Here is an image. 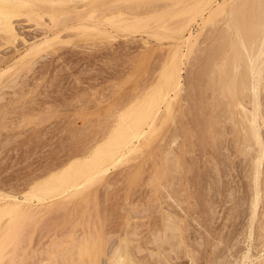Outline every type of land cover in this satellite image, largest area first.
<instances>
[{
	"label": "rangeland",
	"instance_id": "374dc122",
	"mask_svg": "<svg viewBox=\"0 0 264 264\" xmlns=\"http://www.w3.org/2000/svg\"><path fill=\"white\" fill-rule=\"evenodd\" d=\"M75 1L66 3L60 1L57 4H50L51 6H48L49 4L47 3V6L51 7V9L47 6L48 9L44 7L45 3L41 2L43 4L42 11L41 8H38V4L41 3L36 2L38 11L36 8L32 10H36L38 12L36 14H39V10L41 11L40 13L43 12L41 15L39 14V18H36L37 15L35 16L34 11L32 12L34 14V16L32 15L33 17L31 15L27 16L29 12L25 15L27 10L30 11V7L27 8L25 6L27 9L24 8L22 10L23 13L26 9L23 15L20 13L21 16L13 18L18 34L17 38H6V34L3 32V35L0 32V72L2 71V78L0 77V197L2 196L1 194L5 196L7 193L8 195H16L23 201L24 193L26 194L30 189L38 185L50 186L52 183L54 184L56 179L67 171L71 161L74 163L82 160L86 150L90 151L88 149L93 148L92 146L97 142L99 143L105 137L104 134L108 133L110 122L112 123L113 120L115 123L114 120L116 118H112L111 115L113 116V113L119 114L122 111L120 109L128 105L136 95L138 96L141 92L145 93L146 89L148 91L152 88V83L154 84L159 79L158 73H160L164 61L169 57V53L175 46L177 35L171 34L172 32L167 28L166 32H160L159 39L153 33L156 28H151V31L148 28L147 30L145 29V32L143 30L142 32L139 31V33L132 32V34L123 31L124 33L120 32V34L114 28V25H109L111 23L107 19L108 22L106 20L102 22L104 14L107 13L104 10L107 8V3L109 4V2L116 0H100V2L102 1L101 3L97 1L100 6L98 9L103 8H101V11L104 14L101 17L98 14L101 12L99 10L96 16H93L95 14L93 11L97 10V4L95 3V6H91L92 0L91 2L90 0H84L85 2L83 0L81 2L79 0ZM164 1L167 4L172 2L171 0ZM186 1L182 2V5L178 4L177 8L183 6V4L186 6ZM188 1L195 2L192 0ZM196 1L199 2L198 0ZM218 1L221 2L222 0ZM157 2L164 3L160 0ZM197 2L195 3L197 4ZM213 4L215 5L216 2ZM156 5L159 6L157 3ZM111 6L110 9H115V5ZM31 7L34 8L35 6ZM70 8L74 10L73 16L77 14L74 18L72 16V18L70 16L66 17L65 15L67 13L66 9L70 11ZM82 9L85 11L89 9L88 12L92 13L91 16L96 18L87 19V13L85 15L86 19H83L85 17L81 15L78 16V12L85 13L84 11L82 12ZM142 9L137 11L143 12L142 15H147L148 10L146 9L148 8L145 9L143 7ZM47 10H50L48 12H52V14L56 10H60V12L62 10L63 13H55L57 19L53 20L51 19L52 16L48 15L50 13ZM73 10L71 13H73ZM207 12L205 11V16L208 15ZM67 14L71 15L70 12ZM130 14L133 13L130 12ZM41 16L44 18H41ZM99 18H101L100 23ZM200 19L191 23L185 29L187 37L190 32L193 34L200 33L198 31L202 29L200 28L202 25ZM37 20L40 22H37ZM88 20L91 23L90 25ZM85 22L86 24L88 23V27H91V25L92 27L94 25L100 27V31L102 28L103 31L106 30L105 32H110L111 30L112 38H109L108 35L109 39L101 36L103 34L97 33L98 30H95V33L99 34L100 38L94 37L96 36L94 32V34L88 35V32L93 28L85 26ZM79 23L84 25L79 28L80 26L77 27ZM82 26L88 28V34H85L88 36L84 35L85 37H83L82 33H80L85 28ZM209 27L214 29L211 25H208L207 28L204 27L199 40L205 38L204 42L206 41L204 36L206 34L209 35L208 33L211 32L207 30H210ZM146 32H149V34ZM163 34L167 37L164 36V38ZM56 35H58V38ZM52 37L53 39L57 38L55 41L52 39L54 47L43 50L40 52L41 54L39 53L40 55L35 56L34 59H31L32 61L29 60V64L25 65L24 62L26 63L29 58L26 52L30 50V46L43 41L45 38H49L51 41L50 38ZM14 38L16 39L14 40ZM59 38L62 40L61 43L65 40L68 42L60 44ZM210 41V39L205 43L201 41L199 48H207ZM54 48L57 49L55 50ZM198 51L200 52L196 56L199 53L202 54L204 50L201 48ZM22 54L28 57L24 61L21 59ZM194 55L189 61L192 65H188L190 64L188 63L187 67H185L189 68L186 69L184 67V78L188 85L186 93L188 92L190 100H187V109L185 111H177L179 115L176 113L177 116L173 121V125L172 121H169V126L166 124L167 128H163L165 127L163 126L160 134L157 133L159 138H154L153 145H147L149 148H146L147 146L145 145L146 147L143 149L147 150V152L145 151L146 153L143 154V150L142 155L138 156H141L139 159L137 157L134 159L135 161L132 160L126 164L128 167L123 165L116 168V170H111L107 174L108 176L106 175L107 177L102 178L103 181L101 179L102 182L95 183L88 190L86 189L87 192L85 191L84 194L79 193L76 194L78 197H75V194L67 193V196L72 197H65L64 199L56 197L54 202H49L46 205L39 204L41 207L37 206L38 201H33L31 208L35 213L33 215L32 213L31 215L27 214L24 218L22 217L23 219L20 218L21 220L19 221L22 223L19 222L18 224L23 225L25 223L26 228H24L25 224L20 228L24 229V232L21 231L23 233L19 236V227L21 226L19 225L17 235V238L19 236V242L15 246H11L10 241V248L6 250L9 255H5V258L1 261L3 264H90V259L84 257L83 248H76L87 237L90 238V242L92 241L93 244L97 245L94 250V254L96 253L98 259L96 264H106L109 255H112L113 248L126 243H130L126 245L129 246V251L133 254V258L135 257L137 264H264V159L260 176L262 199L257 209L256 220L252 225L249 224L251 223L250 218H252L251 213H253L250 202L254 195L253 191L255 192V184L253 182V172L251 171V173L249 169H251L252 161L250 160L253 157L248 156L249 160L248 157L244 158L246 157L244 154L247 149L244 148L240 141L242 139L241 134H239L241 139L238 137L239 142L236 141L238 131H234L233 127L235 125L232 124L228 111L226 112V109L221 107L214 108L213 105H211L212 107L209 105L210 103L214 104V101H212L213 94H211L212 89L210 90L208 87V90L206 87H202L204 86L203 83H207L209 80V76L205 75V72L207 73L206 68L202 66L203 64L205 67L208 65L205 64L207 60L205 59L201 62L203 57L200 58L199 54V57H195L196 60ZM198 59L200 62H198ZM19 60H22L24 65L20 69H18V66L22 62ZM35 60L36 62L31 66ZM15 63L16 66L14 65ZM27 66L28 68L30 66L31 70ZM10 67L12 68L9 72L8 69ZM200 67L202 70H200ZM202 67L205 71H203ZM15 69L16 71L19 70V72H14V74L12 70L15 71ZM188 70L190 71L188 72ZM3 71H5L4 74ZM198 71H201L200 73L202 74L204 72L208 80L203 82L206 78L202 74L201 77ZM191 72H194V74H191ZM199 77L201 80H199ZM195 79L198 83H196ZM152 80L155 81L153 82ZM192 85H195L194 88ZM199 87L200 89H198ZM202 90L206 91L207 95H205L206 93L203 94ZM200 95L202 97L205 95L203 98H205L206 104L203 105L205 102H201L202 97L200 101ZM198 99L201 103H199ZM199 106L200 108L202 106V108L198 109ZM215 106L217 107V105ZM178 109L180 108L178 107ZM189 110L191 113L181 115V113L184 114V112ZM223 110L225 111L223 112ZM197 115H202L205 119ZM239 116L240 114L237 118ZM207 118L208 122H206ZM197 119L206 121L203 120L202 124H199ZM209 119L213 122L214 120L217 122L218 119L225 120H221L220 124H216V127L212 126L221 135L215 134L213 130L211 131V121ZM240 119L242 118L240 117ZM203 122L207 123V125ZM203 125L205 128H203ZM223 127L224 129H222ZM261 128L264 136V124ZM175 135L179 137L176 143H173V136L174 138L177 137ZM213 144H215L214 147ZM166 146L167 148L173 146L171 147L173 149H170L174 150V152L176 151L175 154L179 153L183 161L180 160L181 165L174 171L176 173H172L175 178L171 175L169 179L164 181V178L160 177V171L162 169L161 173H163V168H161L163 164L161 162H165L162 160L166 156L162 154L167 151ZM242 146V149L245 150L241 149ZM238 147L244 154H240ZM129 164L132 165L131 172ZM181 166L182 169L180 171ZM137 168L138 170H136ZM134 169L135 171H133ZM128 171L129 173L127 174ZM165 190L167 191L165 192ZM3 199L5 198L3 197ZM3 199L0 200V203H2ZM26 209L29 208L25 207L24 210ZM37 210L41 212L36 213ZM165 211L168 213L167 215L171 214L176 218L177 226H179L178 232L181 229L180 235L182 237L176 232L177 236L179 235V239H181L175 238L176 240L173 244H176V248L175 246L171 247L173 246L172 244L163 245L170 251L164 250L160 254L159 252L162 249L155 242L154 236L156 234L153 233L155 231L158 233L159 230H156L157 228L162 230L163 227L161 228L160 226L166 222H163ZM4 221L2 225L5 228L3 226L0 227L6 230L7 223L5 222V224ZM179 223L181 224L179 225ZM251 232L252 234L250 235ZM18 240H14V243ZM134 240L135 242H133ZM56 242L59 243L57 244ZM136 245L140 246V248H137ZM11 247H16L14 248V252L16 251L14 255ZM158 248L159 250L161 249L159 252L157 251ZM171 248H175L178 251L174 253L176 250L174 249L175 251H173ZM71 249H75L74 251L76 252H82L77 257L64 258L66 252Z\"/></svg>",
	"mask_w": 264,
	"mask_h": 264
},
{
	"label": "bare ground",
	"instance_id": "6f19581e",
	"mask_svg": "<svg viewBox=\"0 0 264 264\" xmlns=\"http://www.w3.org/2000/svg\"><path fill=\"white\" fill-rule=\"evenodd\" d=\"M60 1H62L63 3H66L68 1H73V0H38V1L37 0H0V32L2 34L4 32V34H6L5 35L6 38H9V37L12 38V37L18 36L17 31H16V27L14 26V22H13L14 19L13 18H15L16 16L23 15V13L29 7H30L31 14H30V11L27 10L25 15L27 14V12H29L28 13L29 15L27 14L28 17L30 15L34 16V14L32 13L34 10H32V9H35L38 5L39 6L41 5L40 7L38 6V8L39 9L41 8V11H42L43 6L46 7L47 3L49 4L48 6H51L50 4H52V5L54 3L57 4V2L60 3ZM79 1L81 2L82 0H79ZM95 1L93 2V0H92V4H90L91 6H95L97 4V8L95 7L97 10L94 9L97 12L93 11V9H92L93 13L95 12V14H93V16H96V13H98V10L101 11L103 9L102 7H101L102 9L101 8L98 9V7H100V6L98 5L99 3L97 1L100 2V0H95ZM157 1L158 0H116V1H114L115 3L113 1L109 2V4L107 3V5L109 7L106 5V7L108 9L106 7H105L106 9H104L105 12H107V13H105V14L103 13L104 19L102 18V22H103V20L105 21L107 19L111 23L109 25H111V26L114 25V28L117 29V31L119 33L125 31L128 33L130 32L132 34V32L133 33H135V32L139 33V31L142 32L143 30L145 32V29L147 30L148 28H150V31H151V28L152 29L156 28V29H154L153 33H155L154 35L155 36L157 35V37L160 39V32L168 29L172 32L171 34L177 35L176 42L175 43L173 42L175 46H173L171 53H169L170 54L169 57H167L166 60L164 61V64L161 67L162 69L160 70V73H158L159 79L158 80L155 79L156 82L154 84L152 83V85H153L152 88L149 89L148 91H146L147 90L146 89L145 93L141 92V94L139 93L138 96L136 95V97L131 99L132 103L130 101V103L128 105H126L125 107L120 109L122 111H120L119 114H117V113L114 114L112 111L113 116L111 115V117L116 118L114 120L115 123L113 122V120H112V123L110 122V124H109L110 129L108 128V130H107L108 133L106 132L104 134L105 137L102 138L103 140L101 139L102 141L100 140L99 143L97 142L98 144L97 143L94 144L92 146L93 148H89L88 150H90V151L86 150V152H85L86 154H84L83 158L81 157L82 160H80L79 162L76 161L74 163L71 161V164L69 166L67 164V166H68L67 171L65 173H62V176H60L58 179H56L54 184L52 183V185H50V186L38 185L37 187L30 189L26 194L24 193L25 197H24L23 201H21L16 195H11V194L8 195L6 193L7 195L5 194V196H3V194H1L5 199H3V197L1 196L2 198L0 197L1 198L0 200L3 199V201H5V202L2 201V203H0V226H3L5 228V226L2 225L3 221L5 220L4 223L5 222L7 223V224L5 223L7 229L4 230L3 228L0 227L1 228L0 229L1 230V232H0V264H3L1 261H3V259L5 258V255H9V253H7L8 251L6 252V250L8 248H10L9 247L10 241H11V246H15V244L17 242H19V240H18L19 236H21V233L24 232L23 231L24 229H20V228L23 227V225L25 223H23V225L18 224L19 222L22 223L19 220L23 219L27 214L31 215V213H32V215H33L35 213V211L32 210V208H31L33 205V201L34 202L38 201L37 206L41 207L39 204L46 205L49 202H54L55 201L54 199L56 197H61L63 199L65 197H72V196H67L66 195L67 193H69V194L73 193L75 195L79 194V193L84 194L86 189L88 190L89 187H91L95 183L97 184V182H99V181L102 182L103 179L105 178V176L107 174H109V172H111V170H116V168L121 167L123 165H125V167H126L127 166L126 164H128L132 160L136 159L139 155H142L143 150H144L143 154H145L147 152V150H145L143 148L146 147L147 145H149V146L153 145L152 142L155 141V139L157 137V133L160 134L161 128L163 126H165L163 128H167L166 124H168L169 121L170 122L172 121V125H173V121H174L175 117L177 115H179L178 112L180 110H181V112L185 111L187 109V102H188L187 100H190V98H189L190 96H189L188 92L186 93V91H187L186 87H188V85L186 84V81L184 78V74H185L184 69L187 67L188 63H190L188 65H190V66L192 65L191 62H189V61H190L191 57L193 58L194 54H195L194 58L199 57V54H200V58H202V57L204 58V59L202 58L201 62H203V60H205V59L207 60V62L205 64L206 65L208 64V65L205 67V65L203 64L202 66H204V68H206L207 73L205 72V75L207 77L209 76V80L204 75V72L202 74V73H200L201 71L200 72L198 71V73H200V75L202 74L206 78V79L204 78L205 80H203V82L208 80L207 83L205 82L206 84L203 83L204 86H202V87H204V88L206 87L208 90H209V88H210V90L211 89L213 90V93L211 90V94H213L212 95V97H213L212 101H214V104L217 105V107L211 103L209 105L210 106L213 105L214 108H220L221 107L222 109L223 108L226 109V112L228 111V113L230 114L229 118L232 120V124L235 125V126L233 125L234 131L235 132L238 131L236 141L239 142L238 137L241 139V136L239 135V134H241L242 139L240 141L243 144L244 148L247 149V150H245V149H242L243 146L241 147L242 150H245V154H244L243 151H241V149L239 148L240 147L239 146L238 150H240V152H241L240 154H244V156H246L244 158H247L248 156L253 157V158H251L252 160H250V161H252L251 162L252 166L250 165L251 169H249V170H250V172L251 171L253 172V173L252 172L251 173H252L253 178H254L253 182L255 184V192L253 191L254 195L251 194L253 196L251 198L252 201L250 202V204L252 205L251 210H253V213H251V211H249L252 215V218H250L251 223H249V224H252V225L254 224V221L256 220L255 217H257V209H258V206H259L261 199H262V190H261V182H260L261 177L260 176H261V170H262V163H263V159H264V144H263V138H262L263 135H262V131H261V129H262L261 127H263V124H264V110H263L264 109L263 108L264 107V104H263L264 95H262V94H264L263 93L264 92V0H222L221 2L218 0H206V1L205 0L204 1L198 0L199 2L200 1L202 2V3L200 2V4H198L199 2H197L196 0H192V1L197 2V4L195 2L192 3L191 1H188V0L187 1L186 0H171L172 2H170V4L168 2V4H167V3H165L166 1L160 0V1H162V3L164 2L166 4L165 7H164V5H165L164 3H163L164 5H163L161 3H158ZM184 1L187 2V3L185 2L187 5L184 6V4H183V6H181V7L179 6V8H177L178 4L182 5V2H184ZM36 2L37 3L42 2L43 4L44 3L45 4L43 5L41 3V4L37 5ZM90 2H91V0H90ZM215 2H216V4L214 5L213 3H215ZM156 3L159 6H157ZM113 4L115 5V7H114L115 9H112V8L110 9V6ZM85 5H87V4H85ZM25 6H27V8ZM31 6H33V7L35 6V7L32 8ZM113 6H111V7H113ZM160 6H162V7H160ZM83 7L87 8L85 6H83ZM141 7L142 8L145 7V9L148 8V9H146V10H148L147 15H145V14L142 15L143 12L142 13L139 12L142 9ZM24 8H26V9L22 13V10ZM38 8H36L37 11H38ZM72 8H75V7H72ZM72 8H70V11L68 9H66L67 10L66 12L67 13L70 12V14H71V15H68L66 13L65 14L66 17L72 16L74 18L75 16H77V14H75L74 16L72 15V14H74V10ZM49 9H51V7ZM71 9L73 10V13H71L72 12ZM89 9H86V11L82 9V12L84 11L85 13L83 14V13L78 12V16L81 15V16L85 17V18L82 17L83 19H86V16H87V19L93 18L91 16L92 13L90 14L91 9H90V12H88ZM44 10H46V9H44ZM62 10H61V12H60V10L59 11L56 10V12H53V13L54 14L59 13V12L63 13ZM137 10H139V11H137ZM41 11L39 10L40 15L43 13V12L40 13ZM48 11H50V10H47V12ZM205 11H208L207 12L208 15H206V16H205V14H206ZM130 12H132L133 14H130ZM20 13H22V14L20 15ZM34 13H35V16L37 15L36 18H39L40 15L36 14V13H38V12H36V10L34 11ZM48 13H50V12H48ZM86 13H87V15H86ZM54 14H52V12H51L48 15H51L52 16V17L50 16L51 19L54 20L56 18L55 17L56 14L55 15ZM88 14H90V15L88 16ZM98 14L100 15V17L103 16L102 11ZM41 18H44V17L41 16ZM95 18L96 17H94L93 19H95ZM199 18H201L200 20L202 22L201 23L202 25L200 24L201 25L200 28H202V29L204 27L207 28L208 25H211L212 27H214V29L213 28L211 29L209 27L210 30L207 29L208 31H211L210 33H208L209 35L206 34L207 35L206 36L205 34H203V35H205L204 37H206V41H208V39H210L211 41H210V44L207 45L208 46L207 48L201 47L202 50H204V51H202V54L199 53L198 56H196L197 53L200 52L198 50L199 49L201 50V48H199V45L201 46V44H199V43H201V41L204 42V39H205V38L203 40L200 39L201 41L199 40V37L201 36L202 29L198 30V31H200V33L196 31L198 33V34L194 33L196 35H194L192 32H190V34L188 33L189 34L188 37L186 36L185 29L189 25H191V23L197 22L199 20ZM99 19H100L99 20V23H100L101 18H99ZM39 20H37V22H40L42 19L40 21ZM59 21H58V23H59ZM88 22H89V20H88ZM90 24L91 23L89 22V25ZM95 24H97V23L95 22ZM102 24H99V25H102ZM81 25H84V24L79 23V25H77V27L80 26L79 28H81ZM86 25L88 27V23L86 24V22H85V26ZM85 26H82V27H85ZM198 26H199V23H198ZM218 26L219 27L221 26V27L219 28ZM87 27H85L82 30L77 28L78 30H81L80 33H82L83 37L88 36V35H92L98 30L97 33H99L100 35H101V33L103 34L101 36L106 38L108 35L109 38H112L111 30H110V32L109 31L105 32L106 30L104 29L105 31H103V28H102L100 31L99 30L100 27H97L96 25H94V27H95L94 28L91 25V27L89 26L88 28H93L94 31H93V29H91L92 30V31L90 30L91 34H90V32H88L89 33L88 34L87 33L88 28ZM74 29H75V27H74ZM83 32H84V34H83ZM149 32L148 33L146 32V33L149 34ZM97 33H95L96 36H94V35L93 36L96 38L97 37L100 38L99 34L97 35ZM151 33L152 32H150V34ZM85 34H88V35H85ZM167 34H168V32H167ZM151 35H153V34H151ZM203 35H202V38H203ZM57 36L58 35H56V37ZM162 36L164 37L165 35L163 34ZM64 37H65V35H64ZM150 37H152V36H150ZM165 37H167V36H165ZM173 37H174V35H173ZM16 38H14V40ZM57 38L53 39V37H52L50 39H51V41H53V40L55 41V40H57ZM45 39L43 41L34 43L32 46H30L31 48L29 47L30 50L28 48L29 51L27 50L28 52H26V55L29 58L26 55L22 54L23 56L21 57V59L23 61L28 58L26 63L24 62L25 65L27 63L29 64L30 63L29 60L32 61L31 59H34L35 56L40 55L41 54L40 52H42L43 50H46L49 47L50 48L54 47L53 46L54 41L51 42L49 40V38L46 40ZM59 40H60V38H59ZM61 41L62 40H60V42L59 41H57V42H59L60 44H63V42H65V44H66L68 42L67 40H65L61 43ZM56 45H58V44H56ZM55 47H57V46H55ZM30 57H32V58H30ZM22 60H19L22 63L20 64V66H18V69H20L21 66L24 67ZM35 62H36V60L32 63V65L31 64L30 65L33 66V64ZM194 62H196V61H194ZM198 62H200V60ZM14 65L16 66V63ZM198 65H199V63H198ZM192 67H191V69L193 70ZM11 68L12 67H10L8 69V71L11 70ZM13 68H15V67H13ZM27 68H28V66H27ZM29 68L31 70L30 66H29ZM188 68H186V69H188ZM204 68H203V71H205ZM16 69H15V71L12 70V72L13 73L19 72V70L16 71ZM190 70H188V72ZM200 70H202L201 67H200ZM8 71H7V74H8ZM1 72H0V77L2 74ZM4 72L5 71H3V74H4ZM9 74H11V73H9ZM191 74H194V72L193 73L191 72ZM202 75H201V77H202ZM3 76H5V75H3ZM196 76H198V75H196ZM191 77H193V76H191ZM196 79H198V78H196ZM196 79H195V81H196ZM199 80H201L200 77H199ZM144 81H146V80H144ZM196 83H198V82L196 81ZM194 86H193V88H194ZM198 89H200V87ZM204 90H202L203 94L206 93V91H204ZM193 92H194V90H193ZM199 92H201V91H199ZM199 92H197V93H199ZM205 95H207V93ZM201 97L202 96L200 95L199 99ZM203 97L201 98L202 101L200 99L201 102H205V98H203ZM199 99H198V101H199ZM203 99H204V101H203ZM200 101H199V103H201ZM212 101H209V102H212ZM204 104H206V102L203 103V105ZM248 106H250V107H248ZM178 107L180 109H178ZM211 107H210V109H211ZM201 108H202V106H201ZM201 108L199 106L198 109H201ZM216 111H218V110H216ZM224 111L225 110H223V112ZM189 112H190V110L188 112H184V114L181 113V115H186ZM176 113H177V115H176ZM219 114H220V111H219ZM239 114H240V116H239V118H237ZM201 116H198V117H201ZM227 116H229V115L227 114ZM240 117L242 119H240ZM202 118H204V117L202 116ZM211 119H209V121H211ZM195 120H196V118H195ZM206 120H204V121L208 122V118ZM221 120L222 119H218L217 122L215 120H214V122L213 121L210 122L211 131L213 130V132L215 134L217 133V134L221 135L220 133L217 132L218 130L216 128H215V130L212 128V126L216 127L217 126L216 124H220ZM200 121H199V124L200 123L202 124V121L201 122ZM222 121H225V120H222ZM170 122H169V124H170ZM214 123H215V126H214ZM112 124H113V126H112ZM169 124H168V126H169ZM204 124L207 125V123H204ZM210 124H209V126H210ZM105 125H106V123H105ZM225 126H226V124H225ZM224 127L222 129H224ZM203 128H205L204 125H203ZM191 130H192V128H191ZM203 130H206V129H203ZM207 130H209V129L207 128ZM204 133H205V131H204ZM235 135H236V133H235ZM175 136H177V137L174 138V136H173L174 139L172 138L173 143L174 142L176 143L177 138L179 137L178 135H175ZM216 137H214V138H216ZM158 138L159 137H157V139ZM171 141H169V142L172 143ZM219 141H220V139H219ZM206 142H208V141H206ZM206 145H208V144H206ZM214 145L215 144H213V147H214ZM171 147H173V146H171ZM146 148H149V147L147 146ZM166 148H167V146H166ZM170 148H167V151L164 152L165 154L164 153L162 154V155L166 156V157L164 156L165 158H164V160H162V161H165L164 162L165 164L163 162H161V164H163L161 166V168H163V173H161L162 169L159 166V168L161 169L160 177H163L164 181L169 179L170 176L172 175V173L173 174L176 173L174 171L179 167V165H181L180 164V160L182 158L181 155L179 153H178L179 155L175 154L176 151L174 152V150L173 151L171 150L173 148H171V149ZM160 149H162V148H160ZM236 149H237V146H236ZM216 150H217V148H216ZM87 152H89V153H87ZM246 154H248V155H246ZM179 156H180V159H179ZM241 156H243V155H241ZM140 157H138L137 159H139ZM249 157H248V160L250 159ZM161 158H163V157H161ZM181 161H183V160H181ZM132 165H130L131 168H129V170L132 169ZM133 167H135V166H133ZM159 168H158V170H159ZM181 169H182V166L180 168V171H181ZM136 170H138V168ZM133 171H135V169ZM130 172H131V170H130ZM128 173H129V171L127 172V174ZM132 173H134V172H132ZM157 174H158V172H157ZM161 174H163V175H161ZM252 175H251V177H252ZM173 178H175V176H173ZM101 179H102V181H101ZM263 187H264V185H263ZM168 188H170V187H168ZM166 191L167 190H165V192ZM75 197H78V196L76 195ZM6 198H7V200H6ZM72 199H74V198H72ZM250 204H248V205H250ZM64 206H65V204H64ZM25 207L29 208V209L24 210ZM180 208H181V206H180ZM37 212H38V210L36 211V213ZM39 212H41V211H39ZM163 214H165V213H163ZM167 214L168 213L166 212V214L163 218V222L166 221L165 224H163V222H162L163 225H161V226L159 225L161 228L163 227L162 230L160 228H157L156 230H159L158 233H157V231L154 232L152 230L154 233L151 231L153 234H156L154 236L155 242L157 243V245L159 244L158 246H160L162 249V251H160L161 249L159 250L160 247L158 248V250L156 249L158 252L160 251L159 252L160 254H162L164 252V250L170 251V249H166L164 247L166 244H172L173 246H171V247H174L176 245V244L174 245L173 243L176 240L175 239L176 237H178V239H179L180 230H181L180 229L178 232L179 226H177L178 222H176V218L174 216H172L171 214H169L171 216H169ZM180 224L181 223H179V225ZM19 225H21V226L19 227ZM25 226H26V224L24 225V228H26ZM18 227L20 229V235L17 238V235L19 232ZM251 230H252V227H251ZM21 231H23V232H21ZM176 232L179 234L178 236H177ZM251 234H252V232L250 233V235ZM137 236H139V235H137ZM180 237H182V236L180 235ZM16 239L18 241H16L14 243V240H16ZM131 240H130V242H132ZM179 240H181V239H179ZM127 241H129V240H127ZM183 241H181V242H183ZM133 242H135V240ZM177 242H179V241L177 240ZM12 243H14V244H12ZM56 243H55V246H56ZM183 243H185V242H183ZM126 244H130V243H126ZM126 244L125 245L120 244L119 246L117 245L116 248L114 247L112 250V253H111L112 255H109L106 264H137L135 257L133 258V254L131 253V251H129V248H128L129 246H127ZM150 244H152V243H150ZM177 244L179 245V243H177ZM95 246H97V245L93 244L92 241L90 242V238L87 237V238H85V240L80 245H77L76 248L82 247L83 251H84V257L90 259V262H91V263L89 262L90 264H96L98 259L96 257L97 256L96 253L94 254ZM136 246H137V248H140V246L139 247H138V245H136ZM180 247L182 248V246H180ZM11 248H13L12 254L14 255V253H16V251L14 252V248H16V247H11ZM175 248H176V246H175ZM171 249H173V248H171ZM174 249H173V251L176 250V249L175 250ZM177 249H178V247H177ZM74 250L75 249L68 250L66 252V255L64 254L65 255L64 258L75 257V256L77 257V255L82 252V251L76 252ZM156 250H155V252H156ZM177 251L178 250H176L174 253H176ZM165 252H167V251H165ZM169 253H171V252H169ZM166 254L168 255V253H166ZM247 256L250 258L249 255H247ZM248 257H246V259H248ZM234 259H235V257H234ZM15 260H13V261H15Z\"/></svg>",
	"mask_w": 264,
	"mask_h": 264
}]
</instances>
